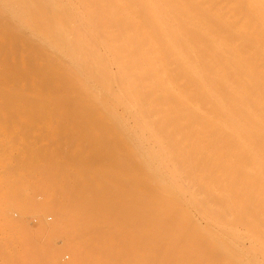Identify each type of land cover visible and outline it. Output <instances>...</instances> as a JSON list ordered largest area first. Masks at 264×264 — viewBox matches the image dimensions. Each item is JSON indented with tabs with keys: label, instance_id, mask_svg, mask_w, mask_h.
Returning <instances> with one entry per match:
<instances>
[{
	"label": "bare ground",
	"instance_id": "obj_1",
	"mask_svg": "<svg viewBox=\"0 0 264 264\" xmlns=\"http://www.w3.org/2000/svg\"><path fill=\"white\" fill-rule=\"evenodd\" d=\"M0 27L5 30L0 31V51L8 41L7 32L9 36V31L19 29L20 33H23L20 35L25 34L29 38L32 50L40 53L39 55L36 54L38 52L34 54L36 55L35 68L31 70L30 82L27 81L29 82L28 87H24L29 89L28 92L25 89L28 93H26L27 97L35 98L36 89L40 87L37 81H41L39 79L43 78L48 70L54 77L52 79L55 88L62 89L59 100L63 103V106L54 107V104H46L42 100L45 105L39 109L35 106L37 114L32 115L35 117L28 120L23 118L20 124L17 123L18 126L15 125L18 135H12L14 137L12 141H9L10 144L6 141L8 142L7 137L11 132L6 130L7 135L6 131L2 130L3 134H1L4 137L1 135L0 137L6 141L4 140L0 146L1 168H20L18 171L20 173H17L21 176H23V171L25 173L27 171H22L21 168L43 169L46 164L44 163L45 158L41 159L42 161L36 158L40 159L42 154L40 153L39 157L38 153L47 150H45V147H48L45 144L47 139L42 137H45L43 132L45 134L49 124L52 126L53 119L60 115L63 116L66 119V125L68 124L69 131L67 132L75 135L73 138L81 136L86 139L90 136L87 133L90 132L89 119L92 116L96 123L98 121L110 128L122 142V145L112 144L111 147L109 145L108 149L113 154L121 152L118 157L122 155V158H119V167H116L126 168L127 172L115 168L114 165L112 167L118 172L124 171L125 176L128 175L126 178L122 176V182L126 183L123 182L120 185L126 186L128 182L131 188L136 184L139 186L138 188L136 185L138 189H135L139 195L136 193L135 195H138V201L142 202L139 208L140 216L144 219L147 217L154 219L153 229H142V232L138 234L140 238L138 237L137 240L145 254L144 263L264 264V0H0ZM22 63L17 64L18 68L22 66ZM9 67L4 70L5 72L2 71L3 75L0 73L1 118L8 114L7 109L11 105L9 95L17 90L13 88L11 91L12 87L9 85L12 78L18 75L14 72L17 67L15 65V68ZM24 69L27 70L26 72L29 70ZM60 78H66V81L61 84ZM49 84L46 85L48 88ZM46 91L48 92L47 89ZM48 96L45 98L48 99ZM40 97L39 99L42 98ZM24 98L27 99L26 96ZM21 105L14 102L12 105L14 109L11 114L9 113L11 117H8L14 120L19 116L22 118ZM69 117L74 119L71 125ZM34 121L37 122L36 130L33 129ZM1 123L3 126L0 130L5 124ZM50 126L49 128L54 129V125ZM31 132L33 133L32 138L36 134L39 137L38 143L34 145L33 139L29 140ZM81 143L84 142L81 140ZM34 149L35 153L38 152L37 154L33 152ZM62 149L64 153H71L70 146H64V148L62 146ZM100 149L102 150V147ZM54 151L49 152L51 154ZM91 151L93 150L88 152ZM88 152L86 153L89 155ZM11 154L17 158L21 157L24 161L20 158L21 162L13 161L15 158ZM96 158L90 159L87 166L89 164L88 168H96L98 172L100 170L97 168L101 163L97 164L99 160L96 161ZM65 161L60 160L54 168L67 169L69 161H66L68 164ZM81 165L77 168L84 170V165ZM65 169L62 170L64 174H66ZM109 169L110 171L106 172L107 175L111 174L112 170ZM70 170H67L72 171L70 176H62L60 171H56L62 176L57 177L60 178L61 183L59 184H62L59 189L60 203L56 204L57 202L52 199V202L51 200L47 202L49 204L51 202L50 206L54 210L59 208L55 211L56 214L53 212L57 217L61 216V213H67L68 208L75 211L77 207L87 212L79 216L73 213L71 217L72 219L77 216L75 221L72 220L74 226L78 224L75 225V222L80 224L81 232L76 231L78 234L73 235L75 237L72 244L78 249L80 242L86 238H96L102 235L107 240V236L111 237L110 228L105 231L106 227H104L106 223L112 221V215L107 213V207L111 210L110 206L118 205V198L113 195V192L110 195V189L116 186V182L111 180L112 177L107 176V179L105 176L103 178L105 183L99 191L96 190L99 193L97 198L96 195L93 196L96 202H101V206L97 204L94 207L95 205L90 204L92 208L101 207V209L98 208L96 212L94 208L93 211L87 209L91 208L88 206L91 202L89 201L91 195L89 198L86 197L87 200L85 197L83 200L84 192L76 191L71 195L65 189L68 184L71 188L75 186L76 181L81 178V176L77 177L78 180L74 178V183L72 180L75 173ZM83 170L79 172L82 171L84 174L88 172V170L85 172ZM56 172L54 171V175ZM89 173L90 171L86 174ZM139 173H144V178H138ZM36 174L40 175V172ZM101 174L98 175L99 178L95 177L102 179ZM24 176L27 175L24 174ZM43 178L44 182L48 181L45 176ZM90 180L87 183L88 186L85 185L86 187L94 186H90L92 182ZM68 181L75 185L73 183L70 185ZM95 181L97 180H94V184L97 185L98 181L96 183ZM118 181L121 182V180ZM83 182L81 180L82 184ZM81 183H78V186H83ZM100 185L98 183L97 186ZM31 186L33 189L36 188L34 184ZM36 189L39 193L38 188ZM154 189L157 193L149 196L148 193L153 192ZM122 190L125 192V189ZM20 192H16V195L12 194L17 196ZM119 193L124 195L122 192ZM20 194L17 196L18 199ZM27 197L31 196L27 195ZM38 197L35 198L39 204ZM113 197L116 200H113ZM46 198L49 199L50 196ZM18 199L15 200L18 201ZM107 199L112 200L113 203L110 204L112 201ZM102 201H109L108 205L106 204L107 207L104 202L102 204ZM20 202L23 204L21 200ZM86 202H88L87 206H85ZM128 202H125L126 210H123L124 206L120 207V211L123 210L122 214L120 213L122 216L124 211L126 216H129L134 215L137 210L136 208L132 213L133 208L131 205L128 206ZM72 203H77L78 206ZM18 204H20L19 201ZM103 205L105 208L102 207ZM5 208L10 210L9 207ZM47 209H49L48 206ZM61 209L66 210L63 212ZM127 210L131 212L129 215ZM113 212L110 213L115 215ZM5 217L8 219V216L5 215ZM63 217H60L61 220ZM17 218L20 219V217ZM60 218L58 219L61 223ZM8 222L5 224H9ZM72 224H70L71 227ZM58 226L62 229L61 224ZM10 227L8 231L11 230L12 227ZM11 240L8 239V245H12L9 243ZM98 243L101 244L99 241ZM115 243L117 244L116 241ZM120 243H118L119 246ZM127 243L134 245L135 242L128 241ZM81 245H86V242L84 245L82 242ZM89 246L93 248V244ZM24 248L27 249L26 246Z\"/></svg>",
	"mask_w": 264,
	"mask_h": 264
},
{
	"label": "rangeland",
	"instance_id": "obj_2",
	"mask_svg": "<svg viewBox=\"0 0 264 264\" xmlns=\"http://www.w3.org/2000/svg\"><path fill=\"white\" fill-rule=\"evenodd\" d=\"M1 28V27H0ZM4 29H2L1 28V30L0 31H3ZM14 29H12L11 31H9V30H7V31H9L10 33H9V36H8V32H7V38H8V41L6 42V46H3L4 48H2V50L0 51V73L3 75V73L5 72L4 70H6V69H8V67H9V65H10V67L9 68H15V67H17L16 69H15V71L14 72H17V76H19L20 78H18L17 76L15 77V79H14V77L12 78L13 80H11L10 81V83H9V85H10V87H12V89H11V91H13V88H14V90L15 89H17V90H15V91H13V92H11L12 94H10L9 95V104L11 103V105H9L8 107H10V108H12V109H7V108H5V109H7V115H6V117H4V118H1L0 117V128L3 126V123H1V122H4L5 124H4V127L0 130V135L1 136H3L2 134H3V131H8V132H11V133H9L10 135H8V133H7V131H6V133H7V135H8V137H10L9 139H8V137H7V140H8V142L6 141V143L7 144H10V142L9 141H12V139H13V137L14 136H12V135H18V130H16V127L18 126L17 125V123L18 124H20L21 122H22V120L21 119H26V120H28V119H32L33 117H35V115L34 116H32L33 114H37V111H36V109H35V106H37V108L39 109L42 105H45L44 103H42L43 101L47 104V103H52V105L55 107L56 105H61V106H63V103L59 100V98L61 97L60 95L62 94V89L60 88V87H58L59 88V90H55V89H58V88H55V86H54V80L52 79V77H53V75L52 74H50V71H48V70H46V79H44L45 78V76L43 77V78H41V79H39V80H41V81H37V83H38V85H40V87L39 88H37L36 90V95H35V98H29V97H27V92L29 91V89L28 88H24V87H26L28 84H29V82H30V74H31V70L32 69H34L35 67V65H34V58H35V56L36 55H34L36 52H38V53H36L37 55H39L40 53H39V51H36V52H34L35 50H32V46H30L31 45V43H30V41H29V38L24 34V35H20V34H23V33H20V31H19V29H18V31H19V33H18V31H16L17 29H15L14 31H13ZM5 31V30H4ZM2 33V32H1ZM5 33V32H4ZM13 33V34H12ZM15 34V35H14ZM5 35H6V33H5ZM13 37H12V36ZM4 36V35H3ZM18 36V37H17ZM26 36V37H25ZM12 37V38H11ZM15 37V38H14ZM25 38V39H24ZM19 39V40H18ZM29 41V42H28ZM10 42H14V43H10ZM17 42V43H16ZM27 42V43H26ZM20 43H21V45H20ZM24 43V44H23ZM14 45V46H13ZM16 45V46H15ZM5 47H6V49H5ZM16 47H17V49H16ZM20 47V48H19ZM24 49V50H23ZM6 50V51H5ZM21 50V51H20ZM32 50V51H31ZM32 52V53H31ZM5 55H4V54ZM20 53V54H19ZM20 56V57H19ZM2 57V58H1ZM24 61H23V60ZM33 59V60H32ZM2 60V61H1ZM20 60V61H19ZM22 60V61H21ZM30 60L32 63H29L28 61ZM5 62H7V63H5ZM14 62H15V64H14ZM20 62V63H19ZM21 62H23L22 63V66H19V68H18V66H17V64L19 65V64H21ZM26 62H27V64H26ZM8 64V65H7ZM25 64V65H24ZM31 65V66H29V65ZM33 64V65H32ZM14 65H15V67H14ZM26 66V67H25ZM28 66V67H27ZM27 68V69H29L28 70V72H26L27 70L26 69H24V68ZM3 68H5V69H3ZM25 71H24V70ZM18 70V71H17ZM2 71H4L3 73H2ZM47 71H48V73H47ZM30 72V73H29ZM20 73V74H19ZM22 74V75H21ZM25 77H24V76ZM52 75V76H51ZM1 77V76H0ZM28 77V78H27ZM18 78V79H17ZM51 78V79H50ZM54 78V77H53ZM43 79V80H42ZM48 79V80H47ZM47 80V81H46ZM51 80V81H50ZM53 80V81H52ZM0 81H1V78H0ZM13 81H14V84H13ZM27 81H29V82H27ZM60 83L61 84H63L65 81H66V78H60ZM12 82V83H11ZM26 83V84H25ZM41 83V84H40ZM49 83H51V84H49ZM47 84H49L48 86H49V88L46 86ZM13 85H14V87H13ZM38 85H37V87H38ZM45 87H44V86ZM52 86H53V88H52ZM28 87V86H27ZM44 88H46L47 90H48V92L46 91V89H44ZM27 90V92H26V90ZM38 89H40V91H38ZM25 90V91H24ZM42 90H43V93H42ZM44 90H45V93H44ZM50 90H51V92H50ZM20 91H22V92H20ZM0 92H1V90H0ZM15 92H16V96H15ZM17 92H20V94H21V96H20V94H17ZM38 92H40L39 94H38ZM61 92V93H60ZM14 93V94H13ZM25 94V95H22V94ZM27 93V94H26ZM41 93H42V95H41ZM47 93L49 94V96L47 95ZM44 94H46L45 96H48L47 98L48 99H46L45 98V96H44ZM15 97H14V96ZM38 95V96H37ZM58 95H59V97H58ZM26 96V98L27 99H25L24 97ZM29 96V95H28ZM39 96H41L42 98H44V99H42L41 97V99H39ZM11 97V98H10ZM19 97V98H18ZM13 98H14V100H13ZM17 98V99H16ZM24 98V99H23ZM37 98V99H36ZM52 98V99H51ZM30 99H31V101L34 99L35 101L33 102V103H35L36 101L38 102V103H35V105H33V103L30 101ZM16 100H18V101H16ZM20 100V101H19ZM43 100V101H42ZM52 100H54V101H52ZM16 103H19L20 105H21V107H20V112H21V117L22 118H19V117H17V118H15V120L13 119V118H10L11 116H10V114H11V112L13 111V109H14V107H12V105H14V102ZM30 101V102H29ZM41 101V102H40ZM13 102V103H12ZM60 102V103H59ZM56 103H58V104H56ZM40 104V105H39ZM31 107H30V106ZM29 106V107H28ZM34 107V108H33ZM57 107V106H56ZM60 107V106H59ZM32 108V109H31ZM37 109V110H38ZM9 111V112H8ZM61 111V110H60ZM60 111H58V112H60ZM10 113V114H9ZM8 116H10V117H8ZM29 117V118H28ZM71 117V116H70ZM69 117V118H70ZM90 117V116H89ZM1 119H3V120H1ZM56 119V121H54ZM55 119H53V121H54V123H56V124H54L53 123V121H52V126L54 125V129H53V127L52 126H50V124H49V126L50 127H52V129L51 128H49V126H48V128L50 129L49 130V132L47 131L48 130V128H47V130H45L46 132H45V134H44V132H43V135H45V137L43 136L42 138H44V139H47V141L45 142V144L48 146V147H45V150L46 151H41V152H37L38 153V156L40 157L41 156V154H42V156L40 157V159L37 157L36 159L37 160H43L44 158V163H46L45 164V166L43 167V169L41 168H37V170L34 168H32V170H34V171H32L31 170V168H29L30 170H28L27 168L25 169V168H21V170L23 171V170H27L26 171V173H25V171H21L22 173H23V176H21L20 174H18V173H20V172H18L19 171V169L20 168H14V167H10V168H1L0 167V187H2V189L0 188V199H2V200H0V264H146V263H144V259H145V254H144V250H143V247L139 244L140 242H139V240H137L138 239V234H139V232H142L141 230L142 229H153L154 228V222H153V218L152 217H147L146 219H144L142 216H140V213H139V208L141 207V205H142V202L141 201H138V192L136 193V191H135V189L137 190L138 188H139V186H138V188H137V186L135 185L134 187H130L129 186V184H128V182H127V184H126V186L124 185V184H121L122 185V187H121V185H120V183H123V182H125V181H123L122 182V178L125 176V174L126 173H124V171L126 170V168H121V169H123L124 171H119L118 172V170L117 169H119V170H121L120 168H117V167H119L118 166V164H119V162H120V159L119 158H122L121 156L122 155H119L120 157H118V154H121V152H119L118 151V154L116 153V154H113L111 151H109V149H108V146L110 145V147H111V145L113 144V145H115V144H120V145H122L121 143V141L120 140H118L119 138L116 136V134L110 129V128H108L106 125H102V123H99L98 121H97V123H96V120L94 119V118H92V116H91V118L89 119V121H90V132L88 131V133H87V135H90V136H88L86 139H83V137H81V136H77V137H75V138H73V136H75V135H71L70 134V132H67V131H69L68 130V124L66 125V119L63 117V116H59L58 118H56L55 117ZM58 119V120H57ZM72 119V120H71ZM6 120V121H5ZM12 120H14V121H12ZM34 120V119H33ZM73 118H70V125H71V122H73ZM9 122V123H8ZM20 122V123H19ZM35 122V123H34ZM33 122V129H35V128H37V122L36 121H34ZM65 122V123H64ZM35 124H36V126H35ZM15 125H17V126H15ZM64 125H66V126H64ZM9 126V127H8ZM56 127V128H55ZM63 127H65V129L63 128ZM105 127V128H104ZM15 128V129H14ZM4 129V130H3ZM32 129V128H31ZM67 129V130H66ZM110 131H109V130ZM3 130V131H2ZM12 130V131H11ZM17 131V133H16V131ZM36 130V129H35ZM99 131V134H100V136H99V134H97L98 133V131ZM2 131V132H1ZM51 131V132H50ZM103 131V132H102ZM105 131V132H104ZM2 133V134H1ZM32 132L30 133V138L31 139H29L30 141L33 139V141H32V143H33V145H34V143H38V141H39V137L37 136V134L35 135V136H33V138L31 137L32 136ZM49 134H50V136H49ZM56 136H55V135ZM16 135V136H17ZM48 135V136H47ZM71 135V136H70ZM16 136H15V139H16ZM42 136V135H41ZM47 136V137H46ZM53 136H54V138H53ZM103 136H105V137H103ZM4 137V136H3ZM52 137V138H51ZM57 137H59V138H57ZM65 137V138H64ZM6 138V137H5ZM35 138V139H34ZM77 138H78V140H77ZM102 138V140H100ZM11 139V140H10ZM38 139V140H37ZM43 139V140H44ZM54 139H56V140H54ZM76 139V140H75ZM79 139H81L82 140V142H84V143H81V140H79ZM100 140V142H101V144H99L100 142H99V140ZM3 139H2V137H0V146H1V143L4 141ZM42 140V141H43ZM53 140V141H52ZM58 140V141H57ZM61 140V141H60ZM65 140V141H64ZM68 140V141H67ZM37 141V142H36ZM40 141H41V138H40ZM59 142V143H58ZM69 142V143H68ZM72 142V143H71ZM76 142V143H75ZM78 142V143H77ZM80 142V143H79ZM99 142V143H98ZM64 143V144H63ZM66 143H68L67 145H66ZM104 143H108L107 144V146H106V144H104ZM70 144V145H69ZM84 144V145H83ZM99 144V145H98ZM103 144V145H102ZM51 145V146H50ZM56 145V146H55ZM81 145V146H80ZM90 145V146H89ZM105 145V146H104ZM57 146H59V147H57ZM62 146H63V148H64V146L65 147H69L70 146V152L73 154V155H71V153H69V154H67V153H64L63 152V149H62ZM94 146V147H93ZM56 147V148H55ZM75 147H80V148H82V149H77V148H75ZM84 147H85V149L87 150V151H85V149H84ZM97 147V148H96ZM102 147V150L100 149V148ZM104 147V148H103ZM52 148V149H51ZM53 148H55V149H53ZM88 148V149H87ZM89 148H90V150H93V151H91V152H88V151H90L89 150ZM95 148H96V150H95ZM107 148V149H106ZM60 150V151H58V150ZM0 150H1V147H0ZM35 150V149H34ZM51 150V152H53V150H55V151H57V152H55L54 151V153H51L50 154V151ZM73 150V151H72ZM81 150V151H80ZM82 150H83V153H82ZM102 151V152H101ZM34 153L36 152V150L35 151H33ZM44 152H46L45 153V155H44ZM86 152H88L89 153V155L86 153ZM101 152V153H100ZM0 153H1V151H0ZM37 153H35V154H37ZM41 153V154H40ZM93 153V154H92ZM55 154H57V155H63V156H55ZM66 154V155H65ZM81 154V155H80ZM12 155V154H11ZM10 155V156H11ZM45 157H44V156ZM86 155V156H85ZM93 155H95V156H93ZM8 156V155H7ZM13 157V161H15V162H17V161H19L20 159L22 160V161H24L21 157H19V158H17V157H15V155H12ZM50 156V157H49ZM51 156H53V157H51ZM65 156V157H64ZM69 156V157H68ZM73 156V157H72ZM96 156H97V158H96ZM115 156V158H113ZM43 157V158H42ZM56 157V158H55ZM90 157V158H89ZM94 157V158H93ZM117 157V158H116ZM0 158H1V155H0ZM8 158H9V156H8ZM56 160H55V159ZM63 158H64V160H63ZM71 160H70V159ZM73 158H74V160H73ZM76 158V159H75ZM89 158V159H88ZM96 158V161H97V159L99 160V161H97V164L98 163H101L100 164V167H99V165H98V167L100 168H97V170H100V171H96V168H91L93 171H91V169L90 168H88L89 167V164H88V166H87V163H88V161L90 160V159H95ZM9 159H11V158H9ZM16 159H18V160H16ZM51 159V160H50ZM68 159V160H67ZM112 159V160H111ZM1 160V159H0ZM41 160V161H42ZM60 160H61V162L63 161H69V164H70V166L72 165V167L70 168V166H69V164L66 162V164H68L67 166L69 167H67L66 166V168L67 169H65V168H61L62 170L63 169H65L66 171H64L66 174H64V173H62L63 171L62 170H60V168H54V166L56 167V164L57 163H59L60 162ZM76 160V161H75ZM111 160V161H110ZM72 161V162H71ZM108 161L110 162V163H108ZM1 162V161H0ZM19 162H21V161H19ZM55 162V163H54ZM77 165H76V164ZM102 163H103V167H102ZM115 163V164H114ZM48 164H50V166H48ZM51 164H53V166L51 165ZM81 164H83L84 165V170H83V168H81L82 170H83V172H85L86 170H88V172L90 171V173L89 174H86V173H88V172H85V174H86V176H88L87 178H86V176H85V174L84 173H82V171L81 172H79V170H81V169H79V168H77V167H80L79 165H81ZM104 164H107L106 166L104 165ZM58 165V164H57ZM74 165V166H73ZM109 165H110V167H109ZM115 166V168H117V169H115V168H113L114 166ZM48 166V167H47ZM76 166V167H75ZM82 166V165H81ZM113 166V167H112ZM117 166V167H116ZM45 167H47L46 169H44ZM49 167H51V168H53V169H51V168H49ZM75 167V168H74ZM106 167V169L107 170H105L104 168ZM14 168V169H13ZM87 168V169H86ZM109 168H111V174H109V175H107V173H108V171H110V169ZM3 169V170H2ZM6 169V170H5ZM13 169V170H12ZM16 169V170H15ZM47 169H50V170H47ZM55 169H57V170H55ZM73 170V173H75V175H73V180L70 178V180H72V181H74V178H76L77 179V177H79V176H81V178H80V180H78V181H76L77 183H75V181H74V183L76 184H74L73 182H67V183H71L70 185H72V183L75 185V186H73L72 188H71V186H69V184H68V186L66 185L65 186V189H66V191H67V193L68 194H70L71 193V195L74 193V192H84L83 193V200H85L86 199V197L87 198H89L90 197V195H91V197H90V199H89V201L91 200V202L89 203V205H88V202H86L85 203V206H90V204L93 206V205H95L94 207H96V205L98 204V206H99V204H100V206H101V202H96L94 199H95V197H93V196H95L96 195V198H97V195L99 194L98 192H96V190H100V187H102L103 186V184L105 183V181L103 182V178H105V176H106V178H107V176H108V178H110V177H112L113 179H111V180H113V181H115L116 182V186L112 189H110L111 190V192H110V195H112V192H113V195L116 197V198H118L117 200H118V205H119V207H117L118 205H112V207L110 206V204L111 203H113V201L112 200H110L111 198H112V196H111V198L110 199H107V200H109V201H112V202H110V204H109V206H110V208H111V210L109 209V207H107L106 206V204L107 203H109V201L108 202H106V201H102V204H103V202H104V204H105V206L107 207V209H108V211H107V209H106V211H107V213H109V214H111L112 215V221H110V223H106L105 224V226L104 227H106L105 229V231H107L109 228H110V230H111V232H112V234H111V237H109L108 238V236H107V240H109L108 242H107V240H105V238L102 236V235H99L98 237H94L96 240H94V238H86L85 240H82L81 242H80V245H79V247H78V249H81V250H78L77 248H75V247H73L72 246V244L74 243L73 241H74V237L75 236H73V235H75V233H79V227H80V224H79V222H75V225L77 224V225H79L78 227H77V225L76 226H74V224H72V220L74 219V221H75V217H77V216H79V215H83V214H85V213H87V212H85V211H83V209H80V208H77V207H75V211H71L69 208H68V210H66V209H61L62 211L63 210H66V212L67 213H61V216H58L57 217V215H55L56 214V210L58 211L59 210V208H57V209H53V207L52 206H50L51 205V202H52V200L53 201H55V202H57L56 204H58V203H60V199L61 198H59L60 197V186L62 185V184H59V183H61L60 181H59V179L63 176V175H69L70 173H71V175H72V171L71 172H69V171H67V170ZM128 169V168H127ZM130 169H132V168H130ZM52 170V171H51ZM74 170H75V172H74ZM102 170V171H101ZM3 171V172H2ZM11 171V172H10ZM15 171H16V173H15ZM42 171H44V172H42ZM51 173H50V172ZM54 171L56 172H59L60 171V174L62 175H60L59 173H57L56 172V175H54L55 173H54ZM117 171V173H115ZM128 171H129V169H128ZM18 172V173H17ZM40 172V175H42V176H40L39 174L37 175L36 173H39ZM42 172V173H41ZM49 172V173H48ZM67 172H69L68 174H67ZM107 172V173H106ZM113 172V173H112ZM123 172V173H122ZM126 172H127V170H126ZM12 173V174H11ZM31 173V174H30ZM77 173V174H76ZM79 173H81V175L79 174ZM95 173V174H94ZM96 173H98V174H96ZM101 173H103V174H101ZM110 173V172H109ZM130 173H131V170H130ZM132 173H133V171H132ZM2 174H3V176H2ZM17 174V175H16ZM24 174L25 175H27L26 177H27V179H26V177L24 176ZM36 176H35V175ZM46 174H47V176H46ZM101 174V178L102 179H97L96 177H98L99 178V176L98 175H100ZM115 174V175H114ZM118 174V175H117ZM15 175V176H14ZM45 176V179H47L48 181H46L45 180V182L42 180V178ZM51 175V176H50ZM60 175V176H59ZM82 175H84V176H82ZM112 175V176H111ZM117 175V176H116ZM20 177V179H22V180H20V179H18L19 177ZM32 176V177H31ZM41 178H40V177ZM60 177L59 179L57 178V177ZM70 176V175H69ZM76 176V177H75ZM89 176H90V178H89ZM96 176V177H95ZM104 176V177H103ZM114 176H116V177H114ZM123 176V177H122ZM144 173H139V175H138V178H140V179H142V178H144ZM2 177V178H1ZM25 177V178H24ZM36 177V178H35ZM39 177V178H38ZM56 177V178H55ZM118 177H120V178H118ZM126 177H128V175H126L124 178H126ZM9 179V181H8V179ZM23 178H24V180H23ZM29 178V179H28ZM38 178V179H37ZM49 178V179H48ZM83 178V179H82ZM89 178V179H88ZM98 181V183H99V185H100V183H102V185H100L99 187L97 186L98 185V183H97V185H95L94 184V180L95 179ZM107 178V179H108ZM4 179V180H3ZM40 179V180H39ZM44 179V178H43ZM56 179V180H55ZM86 179V180H85ZM91 179V180H90ZM116 179V180H115ZM2 180V181H1ZM12 180V181H11ZM26 180H27V182H26ZM35 180V181H34ZM55 180V181H54ZM81 180H83L84 182H83V184L81 183ZM87 180H88V182H87ZM89 180H90V182H91V184H90V186H92V185H94V186H92L93 187V189H92V187L90 188V187H86V186H88L87 185V183H89ZM99 180H100V182H99ZM102 180V181H101ZM110 180V179H109ZM118 180H121V182L120 181H118ZM124 180V179H123ZM126 180V179H125ZM13 181H15V182H13ZM17 181H21L20 183H22V184H20L19 182H17ZM23 181V182H22ZM56 181H57V183H56ZM59 181V182H58ZM97 181H95V183L97 182ZM127 181V180H126ZM26 182V183H25ZM49 182V183H48ZM50 182H51V184H50ZM8 183V184H7ZM11 183V184H10ZM17 183V184H16ZM25 183V184H24ZM45 183H46V186H45ZM48 183V184H47ZM66 183V182H65ZM66 183V184H67ZM78 183H81V185H83V186H78ZM85 183V184H84ZM126 183V182H125ZM138 183V182H137ZM14 184V185H13ZM19 184V185H18ZM24 184V185H23ZM34 184V187H36V188H38V191H39V193L37 192V189L36 188H34L33 189V186H31V185H33ZM35 184H37V185H35ZM40 184V185H39ZM119 184V185H118ZM139 184V183H138ZM27 185H28V187H27ZM45 187H44V186ZM65 185V184H64ZM80 185V184H79ZM86 185V186H85ZM117 185H118V187H121V188H119L118 189V187H117ZM4 186V187H3ZM40 186V187H39ZM55 187V188H53V187ZM128 186V187H127ZM9 187V188H8ZM17 187H19L18 189H19V191H21L20 193H18V194H20V196H19V199H18V194H17V196H14V195H16V192H19L18 191V189H17ZM23 187V189L21 190V188ZM62 187V186H61ZM67 187V188H66ZM78 187V188H77ZM83 187H86V188H83ZM95 187V188H94ZM96 187H98V188H96ZM136 187V188H135ZM5 188V189H4ZM15 190H14V189ZM50 188V189H49ZM51 188H53V189H51ZM80 188V189H79ZM89 188V189H88ZM87 189V190H86ZM95 189V190H94ZM116 189V190H115ZM121 189H125V192H124V190H122L121 191ZM5 190V191H4ZM8 190V191H7ZM11 190V191H10ZM92 190V191H91ZM109 190V191H110ZM115 190V191H114ZM27 191V192H26ZM95 191V192H94ZM4 192H5V195H4ZM6 192L8 193V194H6ZM11 192V193H10ZM25 192V193H24ZM43 192H45L44 194H42ZM88 192H93L92 194L91 193H88ZM119 192H122L124 195L122 196V195H120V193ZM128 192V193H127ZM134 192V193H133ZM14 195H13V194ZM35 193H36V195H35ZM119 193V194H118ZM135 193L136 194H138V195H135ZM157 192H156V190L154 189V191L153 192H149L148 193V195L149 196H151V195H155ZM87 194L89 195V196H87ZM7 195V197H5ZM10 195H11V197H10ZM25 196L24 198H23V196ZM27 195L28 196H31L32 197V200H31V197H27ZM34 195H35V197L36 196H39L38 197V200H39V204H38V202H37V199L34 197ZM44 195V196H43ZM86 195V196H85ZM117 195V196H116ZM126 195V196H125ZM127 195H129V197H127ZM131 195V196H130ZM134 195V196H133ZM3 196V197H2ZM9 196V197H8ZM13 196V197H12ZM46 196H48V198H49V196H50V198L49 199H47L46 198ZM56 196H58V197H56ZM16 197V198H15ZM34 197V198H33ZM45 197V198H44ZM84 197H85V199H84ZM115 197H113L114 199L113 200H116V198ZM123 198V200H121V198ZM132 197V198H131ZM136 197V198H135ZM10 198V199H9ZM13 198H15V199H18V201H19V203L20 204H18V201L17 200H15V199H13ZM21 198H23V199H21ZM125 198V199H124ZM13 199V200H12ZM35 199V200H34ZM52 199V200H51ZM59 199V200H58ZM129 199H130V202H128L129 201ZM4 200V201H3ZM20 200L23 202V204L20 202ZM43 200V201H42ZM49 200H51V202H50V204L47 202V201H49ZM87 200V199H86ZM94 200V201H93ZM10 203H9V202ZM28 201V202H27ZM33 201H35V203H33ZM59 201V202H58ZM122 201V202H121ZM13 202H15V203H13ZM16 202H17V206H16ZM25 202V203H24ZM29 203V204H27V203ZM106 202V203H105ZM125 202H128V206H130L131 205V207L133 208L132 209V213L133 212H135L134 213V215H132V214H130L128 211L129 210H127V212H128V215L130 216H126L127 214L125 213V211H124V214H123V216L121 215L122 214V212H123V210L126 208L127 209V207H126V203ZM38 204V206H37V204ZM47 203V204H46ZM54 203V202H53ZM52 203V205H55V204H53ZM120 203V204H119ZM139 203H140V205H139ZM27 204V205H26ZM31 204H32V206H31ZM36 204V205H35ZM46 206H45V205ZM75 204V203H74ZM73 203H72V205H74ZM77 204V203H76ZM75 204V205H76ZM136 204V205H135ZM7 205V206H6ZM108 205V204H107ZM122 205V206H121ZM29 206H30V208H29ZM39 206H41V208H39ZM43 206L45 207L44 209H43ZM47 206H48V208L49 209H47ZM50 206V207H49ZM71 206V205H70ZM76 206H78V204L76 205ZM92 206H90L91 208H87V209H91V211H93L92 209L94 208H92ZM97 206V207H98ZM123 206H124V208H123ZM4 207V208H3ZM5 207H9V209L10 210H8V208H5ZM18 207V208H17ZM32 207V208H31ZM37 207H38V209H37ZM52 207V208H51ZM56 207H57V205H56ZM55 206H54V208H56ZM82 207V206H81ZM102 207H104V205L102 206ZM115 207H116V209H115ZM120 207H122L123 208V210H121L120 211ZM4 210H3V209ZM36 208V209H35ZM51 208V209H50ZM98 208H100L101 209V207H98ZM98 208H94V212H96L97 211V209ZM105 208V207H104ZM113 208H114V210H113ZM137 208V210H135ZM15 209H17L16 211H15ZM21 211H20V210ZM33 211H32V210ZM72 209H74V207L72 208ZM125 209V210H126ZM6 210H7V212H6ZM48 210V212H44V211H47ZM135 210V211H134ZM3 211V212H2ZM11 211V212H10ZM38 211V212H37ZM40 211V212H39ZM49 211H50V213H49ZM113 211H116V212H113ZM119 212V215L121 216H117V214H118V212ZM22 212V213H21ZM53 212H55V214L53 213ZM63 212H65V211H63ZM110 212H113L115 215H113L112 213H110ZM138 212V213H137ZM10 213H12V214H10ZM53 213V214H52ZM73 213L75 214V215H77V216H75L74 218H72L71 219V217L73 216ZM121 213V214H120ZM2 214H5L6 216H8V219H6V217H5V215L3 216ZM49 214V215H48ZM51 214V215H50ZM13 215V216H12ZM45 215H47V216H45ZM59 215H60V213H59ZM64 215H66V216H63ZM12 216V219L10 218ZM53 216H56V217H53ZM135 216V217H137L136 219L135 218H133V217ZM16 217V218H15ZM17 217H20V219L19 218H17ZM40 217H41V219H40ZM60 217H63V220H61V218ZM120 217V218H119ZM10 218V219H9ZM15 218V220L14 221H11V220H13ZM48 218H50V219H48ZM58 218H60V220H61V223H60V221H59V219ZM65 218V219H64ZM79 218V217H78ZM77 218V219H78ZM4 219H6V220H4ZM19 219V220H18ZM24 220V221H20V220ZM26 219V220H25ZM42 219L44 220V221H42ZM70 219V220H69ZM128 219H129V222H128ZM144 219V220H143ZM18 220V221H17ZM133 220V221H132ZM141 220V221H140ZM4 221V222H3ZM9 221V222H8ZM41 221H42V223H41ZM66 221H69V222H66ZM73 221V222H74ZM78 221V220H77ZM128 223H127V222ZM5 222H8L9 224H5ZM16 222H19L18 224H15ZM20 222H22V223H20ZM55 222V223H54ZM2 223H4V225L2 224ZM12 223V224H11ZM26 223V224H25ZM28 223H29V225H28ZM45 223V224H44ZM15 224V225H14ZM25 224V225H24ZM56 224V225H55ZM61 224V226H62V229H61V227L60 226H58V225H60ZM65 224V225H64ZM70 224H72V227H71V225ZM127 224H130L129 226L127 225ZM12 225H14V226H12ZM39 225H40V227H39ZM67 225V226H66ZM69 225V226H68ZM108 225V226H107ZM3 226V227H2ZM6 226V227H5ZM12 228H11V227ZM23 226H24V228H23ZM29 226V227H28ZM59 228H58V227ZM131 226H133V227H131ZM3 229H2V228ZM4 227H5V230H4ZM11 228V230L9 229V231H8V228ZM16 227H18V228H16ZM50 227V228H49ZM65 227H67V228H65ZM72 229H71V228ZM103 227V228H104ZM41 228V229H40ZM55 230H54V229ZM57 228V229H56ZM71 230H70V229ZM78 228V229H77ZM20 229H21V231H20ZM3 230V231H2ZM81 230H82V228H81ZM104 230V229H103ZM13 231H14V233H13ZM18 231V232H17ZM67 231H68V233H67ZM73 231V232H72ZM77 231V232H76ZM7 232V233H6ZM48 232V233H47ZM55 232V233H54ZM63 232V233H62ZM64 232H66V233H64ZM81 232V231H80ZM58 233V234H57ZM72 233V234H71ZM77 233V234H78ZM114 233H116V234H114ZM18 234V235H17ZM53 234H55V236L53 235ZM70 234V235H69ZM76 234V235H77ZM119 234V235H118ZM124 234V235H123ZM126 234V235H125ZM121 235H123V236H121ZM28 236V237H27ZM54 236V237H53ZM26 237H27V239H26ZM104 239H103V238ZM112 237H114V238H112ZM121 237V238H120ZM130 238V240H129V238L128 239H126V238ZM30 238V239H29ZM65 238H67V239H65ZM69 238V239H68ZM140 238V237H139ZM8 239L9 240H11V242L9 241V243H12V245L10 244V245H8ZM90 239V240H89ZM93 239V240H92ZM98 239V240H97ZM115 239H117V240H115ZM119 239H121V240H119ZM125 239L127 240V241H125ZM14 240V241H13ZM119 240V241H118ZM91 241H94L93 243L91 242ZM98 241L101 243V244H99L98 243ZM101 241H105V242H107V243H104L103 244V242H101ZM115 241L117 242V244L115 243ZM128 241H132V243H134V245H129L127 242ZM136 241H137V243H138V245H137V243H136ZM14 242V243H13ZM16 242V243H15ZM69 242V243H68ZM83 242V245H84V243L86 242V245H84V246H82L81 245V243ZM90 242V243H89ZM120 242H122V243H120ZM93 244V248H92V246H89V245H92ZM110 243V244H109ZM113 243V245H111ZM118 243H120V246L118 245ZM128 244L127 246H126V244ZM63 244V245H62ZM8 245V246H7ZM70 245V246H69ZM96 245V246H95ZM100 245H102V246H100ZM22 246V247H21ZM26 246V248L27 249H25L24 247ZM66 246V247H65ZM68 246V247H67ZM81 246H82V248H81ZM89 246V247H88ZM99 248H98V247ZM129 246V247H128ZM9 247V248H8ZM10 247H13V248H10ZM85 247V248H84ZM86 247H87V249H86ZM97 249V251H96V249ZM141 247V248H140ZM66 248H68V249H66ZM74 248V249H73ZM84 248V249H83ZM91 248V249H90ZM9 249V250H8ZM75 250H76V252H75ZM78 250V251H77ZM66 251V252H65ZM72 251V252H71ZM64 252V253H63ZM64 255H62V254ZM71 253V254H70ZM75 253V254H74ZM82 254V255H81ZM62 256V257H61ZM72 256V257H71ZM73 256H75V258L73 257ZM70 257V258H69ZM81 257V258H80ZM69 258V259H68ZM77 258V259H76ZM64 259V260H63ZM71 259V260H70ZM62 260V261H61ZM66 260V261H65ZM63 261H65V262H63ZM151 264H155V263H151Z\"/></svg>",
	"mask_w": 264,
	"mask_h": 264
}]
</instances>
